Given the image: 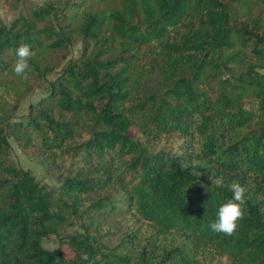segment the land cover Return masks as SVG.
<instances>
[{
	"label": "trees",
	"instance_id": "obj_1",
	"mask_svg": "<svg viewBox=\"0 0 264 264\" xmlns=\"http://www.w3.org/2000/svg\"><path fill=\"white\" fill-rule=\"evenodd\" d=\"M252 2L264 0H41L0 14V264H264V15L236 9ZM21 44L26 79L12 71ZM12 140L58 185L17 167ZM233 182L246 204L228 237L209 225Z\"/></svg>",
	"mask_w": 264,
	"mask_h": 264
},
{
	"label": "rangeland",
	"instance_id": "obj_2",
	"mask_svg": "<svg viewBox=\"0 0 264 264\" xmlns=\"http://www.w3.org/2000/svg\"><path fill=\"white\" fill-rule=\"evenodd\" d=\"M24 4L18 8L16 0H0V14L1 16L10 22L15 15L20 14L22 11H24V7H28L37 3H40L41 0H24ZM236 9L239 11V19L245 20L252 16L253 13L255 14H263L264 15V3H249L245 6H237ZM82 51V45L79 44L76 46L73 51L72 55L78 57L81 54ZM245 60L247 58L245 57ZM244 60V61H245ZM56 75L51 76V78H54ZM45 94V91L43 88L36 89L32 94H30L27 99L22 103L20 111L18 113V117L24 116L28 113L29 107L33 104L35 105L37 102H39ZM133 136L139 137L140 135L137 134L136 130H132ZM140 139H143V137L140 136ZM12 147H13V162L14 164L22 168L24 170H30L35 175V177L42 183L47 184L49 186H57L58 183L55 178L52 176H49L46 174L44 169L38 165L35 162L30 161L23 152L19 149L18 145L12 140L11 141ZM75 230H69V231H63L61 234V237H65L67 235L75 233ZM59 237L56 236H49L44 240L43 246L48 250H54L59 245ZM63 249L65 251V255L70 258L74 255L72 250L64 245Z\"/></svg>",
	"mask_w": 264,
	"mask_h": 264
},
{
	"label": "clouds",
	"instance_id": "obj_3",
	"mask_svg": "<svg viewBox=\"0 0 264 264\" xmlns=\"http://www.w3.org/2000/svg\"><path fill=\"white\" fill-rule=\"evenodd\" d=\"M33 55V51L27 44H21L16 49L17 58L12 65V71L16 76L27 78V74L30 71L29 60ZM215 183L219 185L222 180H216ZM229 191L232 193L231 199L219 207L217 219L210 223L209 227L214 233L231 237L237 230L238 221L242 220L245 215L246 189L239 182H233L229 186ZM81 260L88 262V264H94L87 253L81 255Z\"/></svg>",
	"mask_w": 264,
	"mask_h": 264
}]
</instances>
